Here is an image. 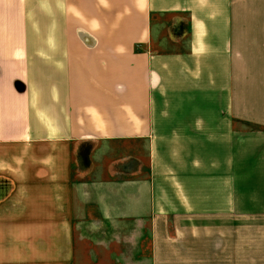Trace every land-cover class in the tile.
<instances>
[{
  "label": "crops",
  "instance_id": "obj_1",
  "mask_svg": "<svg viewBox=\"0 0 264 264\" xmlns=\"http://www.w3.org/2000/svg\"><path fill=\"white\" fill-rule=\"evenodd\" d=\"M0 264H264V0H0Z\"/></svg>",
  "mask_w": 264,
  "mask_h": 264
},
{
  "label": "rangeland",
  "instance_id": "obj_2",
  "mask_svg": "<svg viewBox=\"0 0 264 264\" xmlns=\"http://www.w3.org/2000/svg\"><path fill=\"white\" fill-rule=\"evenodd\" d=\"M132 164H134V168L136 169V167H137L138 165L136 166V163H132ZM139 166L141 167V165H139Z\"/></svg>",
  "mask_w": 264,
  "mask_h": 264
}]
</instances>
